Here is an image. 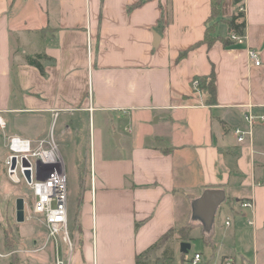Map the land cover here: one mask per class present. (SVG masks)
<instances>
[{"label":"crops","instance_id":"0c3cea01","mask_svg":"<svg viewBox=\"0 0 264 264\" xmlns=\"http://www.w3.org/2000/svg\"><path fill=\"white\" fill-rule=\"evenodd\" d=\"M138 1L0 0V165L8 136L44 138L46 120L60 115L59 137H70L82 154L75 128L87 113L78 209L69 216L67 208L70 256L58 240L65 263L136 264L166 233L188 226L186 236H170L147 262L190 264L198 253L199 264H264V122L251 140L240 143L234 134L249 106L264 114V0L222 1L214 34L229 38L223 20L240 11L242 44L216 40L193 48L203 38L210 0L134 7ZM250 48L259 52V65L249 60ZM37 54L46 56L38 59L43 73L27 61ZM212 69L216 94L209 102L192 81ZM96 112L109 113V122L96 124ZM109 123L119 128L115 141ZM208 189L224 192L211 214L200 204ZM10 191L0 176V210ZM248 199L252 209L241 205ZM0 217L7 249L0 264H55L42 221L22 229L25 218L7 224ZM7 232L21 239V250L8 249Z\"/></svg>","mask_w":264,"mask_h":264},{"label":"built area","instance_id":"2783aa9c","mask_svg":"<svg viewBox=\"0 0 264 264\" xmlns=\"http://www.w3.org/2000/svg\"><path fill=\"white\" fill-rule=\"evenodd\" d=\"M229 38L237 44L244 42V34L230 33ZM247 55L254 65L260 64L257 50L250 48ZM192 86L200 91L198 79L192 81ZM244 121V126L234 128L236 140L240 143L246 139L251 140L254 126L264 122V114L255 112L249 106L244 113ZM0 127H4L1 119ZM7 148L9 154L4 166L8 177L16 184L21 183L22 180L27 184L31 190L33 216L41 218L47 230L44 245L51 240L55 246V264H68L60 257L58 240L60 238L67 245L69 256L75 242L68 227L67 175L58 143L51 133L44 138L34 140L12 135L7 137ZM12 157L15 158L14 167H11ZM26 172L29 179L26 177ZM241 205L252 209L254 202L248 199ZM199 260L200 255L195 253L190 264H199Z\"/></svg>","mask_w":264,"mask_h":264},{"label":"rangeland","instance_id":"374dc122","mask_svg":"<svg viewBox=\"0 0 264 264\" xmlns=\"http://www.w3.org/2000/svg\"><path fill=\"white\" fill-rule=\"evenodd\" d=\"M81 114V113H80ZM104 116L101 114H98V112L95 113V123L101 122L108 123L110 120L109 113H103ZM111 116H113L112 113H110ZM84 118L79 122V125L76 126L75 130L79 134L80 140L83 142H80V146L82 148V154L79 153L78 148L76 147V144L68 138V136L62 135V138L59 137V133L61 132V129H64V122L63 115H60L58 118H50V120H46L47 123V131L48 134H52L55 138L56 142L58 143L59 150L61 152L64 167L67 175V186H68V194H67V208H68V214L69 216H74L78 209V200H79V189H78V183H77V173L76 170L80 166L81 170L83 172L86 170V160L88 159L89 155V147H88V134H89V123H88V117L87 113L84 114ZM109 117V118H108ZM106 125V124H105ZM115 128V126H113ZM112 125L109 123L106 127L107 133L109 134L110 139L115 141V136L117 133L114 131H119V128H115L116 130H113ZM121 129V128H120ZM2 162V159L0 160ZM0 176L3 178V183L5 186H7L9 189H11L10 192L7 194V202L9 203L8 206L5 209L0 210V216L3 215L4 218L7 220V224H20L17 223L15 220V201L17 197H22L24 199V218L25 221L21 223V228L25 229L27 226H32V228L38 227V224L41 223V220L38 218H35L32 213V197H31V190L28 188L27 184L22 180L21 183H14L7 175L6 169L3 165H0ZM1 219V217H0ZM40 225V224H39ZM8 229H12V227H9ZM2 230V229H1ZM13 230V229H12ZM16 232V229L13 230V233ZM175 233H179L180 231L176 229V231H173L171 233V236H173ZM15 234V233H14ZM2 233L0 232V250L1 253L6 252L7 249L2 245ZM11 242L15 249H22L23 245L20 240H16L14 236H11ZM20 238V237H19ZM29 245V244H28ZM194 250V247H192L189 250V254H192ZM17 254V253H16Z\"/></svg>","mask_w":264,"mask_h":264},{"label":"trees","instance_id":"16d2710c","mask_svg":"<svg viewBox=\"0 0 264 264\" xmlns=\"http://www.w3.org/2000/svg\"><path fill=\"white\" fill-rule=\"evenodd\" d=\"M145 0H139L135 5L138 6L141 3H143ZM211 2V10L210 15L208 19L206 20L207 25L205 27L204 35L201 40L193 44L190 48H193L201 43H205L207 46L211 45L214 41L220 40L222 41L223 45H228L231 42H233L230 38H225L222 36H218L214 34V21L219 16L221 11V5L223 0H210ZM133 7V6H132ZM132 7H129L131 9ZM230 33H236V34H244L245 30V18L244 14L240 11L233 13L230 17L225 18L223 20ZM212 22V23H209ZM187 51L180 52L178 57L181 58L186 54ZM46 56L42 54H37L35 56H29L27 58V61L29 64L36 66L42 73H43V66L39 62L38 59L45 58ZM198 83H199V89L201 92L208 93L209 94V102L215 101V74L214 70L212 69L211 72L206 76L197 77ZM188 226H184L179 229L180 234H183L182 236H186L185 230H187ZM172 231H169L164 236H162L155 244H153L150 248H148L146 251L138 254L136 256V264H149L147 262V257H149L150 254L154 253L159 249L171 236ZM6 243L9 250L15 249L13 244L11 243L10 233L7 232L6 234ZM12 236V235H11Z\"/></svg>","mask_w":264,"mask_h":264},{"label":"water","instance_id":"95a60500","mask_svg":"<svg viewBox=\"0 0 264 264\" xmlns=\"http://www.w3.org/2000/svg\"><path fill=\"white\" fill-rule=\"evenodd\" d=\"M15 158L11 159V167H14ZM26 177L28 173L26 172ZM224 200V192L219 189H208L205 190L200 198V204L205 209V211L210 214L213 210ZM15 211H16V221L22 222L24 220V199L22 197H17L15 201ZM189 244L187 242H182L180 244V251L187 252Z\"/></svg>","mask_w":264,"mask_h":264}]
</instances>
